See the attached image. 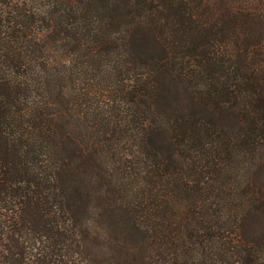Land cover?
I'll return each mask as SVG.
<instances>
[{
  "label": "rangeland",
  "instance_id": "obj_1",
  "mask_svg": "<svg viewBox=\"0 0 264 264\" xmlns=\"http://www.w3.org/2000/svg\"><path fill=\"white\" fill-rule=\"evenodd\" d=\"M0 34V264H264V0H0Z\"/></svg>",
  "mask_w": 264,
  "mask_h": 264
},
{
  "label": "trees",
  "instance_id": "obj_2",
  "mask_svg": "<svg viewBox=\"0 0 264 264\" xmlns=\"http://www.w3.org/2000/svg\"><path fill=\"white\" fill-rule=\"evenodd\" d=\"M11 49H12V42L0 34V53L3 54L5 51H10L11 52L10 60L12 62V59H14V56H12V50ZM125 64H126V62H125ZM46 97H47V101L45 104H47V106H49L48 95ZM206 124L208 126L207 128H209V125H212V123H206ZM254 128L255 127H251V130H253ZM256 130L259 133V129H256ZM257 131H253V135H256ZM178 132L179 131L176 130V133H178ZM207 134L208 133H204L201 129H195L194 130V136L197 138L196 145L199 144L198 147H201L202 149H204L206 151V153H207V150L214 151L215 148L217 151H224L225 155L223 158L227 159L225 161L228 162L230 164V166H235L237 164V161H235V159L230 154H232L233 151H239V153H242L241 148H242L243 144L245 143V139L238 137V138H232L231 140L227 141L226 139H223L220 136L215 137L213 133H209L210 135H208V137H207L208 143L206 145L201 144V141L204 139V137ZM189 153H191V152H189ZM191 154H192L191 156L194 158V154L193 153H191ZM112 155H114V154H112ZM112 155L110 157H107V160L113 166H117L118 168L122 169L129 178L133 179L134 177L139 175L138 170L134 166L128 164L126 162L127 160L125 157L115 158V157H112ZM239 157L242 158V162H243L244 161V155L241 156V154H239ZM220 162H223L222 159ZM226 168H227V166L224 167L225 170H226ZM233 168H235V167H233ZM226 172H228V171L226 170ZM231 177L233 179H235L236 176L232 175ZM158 178L160 179L158 181V184L162 185V187H164L163 185H165L164 189H167V187H169V186H174V188H176V192L178 193V198H176V201H175V207H176L175 214L178 217L181 216V215H179L180 209L182 206H184V200L186 199V195L183 192V190L185 189L184 187H186V176H184V174L180 173V171H179L177 173L176 177H173L169 181L166 180L165 174L159 176ZM226 186L229 187L230 183H226ZM181 187H183V189H181ZM164 189L162 190L163 192H165ZM231 207L233 208V210H235L237 208L234 205H231Z\"/></svg>",
  "mask_w": 264,
  "mask_h": 264
}]
</instances>
